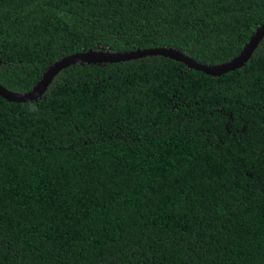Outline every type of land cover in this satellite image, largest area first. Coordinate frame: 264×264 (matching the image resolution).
<instances>
[{
  "label": "trees",
  "instance_id": "16d2710c",
  "mask_svg": "<svg viewBox=\"0 0 264 264\" xmlns=\"http://www.w3.org/2000/svg\"><path fill=\"white\" fill-rule=\"evenodd\" d=\"M264 0H0V84L62 55L236 54ZM0 264H264V36L219 75L161 55L0 97Z\"/></svg>",
  "mask_w": 264,
  "mask_h": 264
},
{
  "label": "water",
  "instance_id": "95a60500",
  "mask_svg": "<svg viewBox=\"0 0 264 264\" xmlns=\"http://www.w3.org/2000/svg\"><path fill=\"white\" fill-rule=\"evenodd\" d=\"M264 36V20L249 34L239 51L229 59L217 63H202L171 46H154L133 50L114 51L106 47L96 46L74 51L60 56L49 63L39 78L24 91L8 89L0 84V97L8 101L22 102L39 99L55 74L67 65L78 63H102L129 60L148 55H161L183 63L187 68L200 70L205 74L219 75L228 70L238 68L251 56L253 50Z\"/></svg>",
  "mask_w": 264,
  "mask_h": 264
}]
</instances>
